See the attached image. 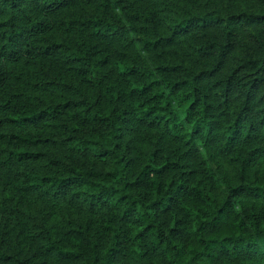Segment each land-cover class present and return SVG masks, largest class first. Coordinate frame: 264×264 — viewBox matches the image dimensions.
Masks as SVG:
<instances>
[{"label": "trees", "instance_id": "trees-1", "mask_svg": "<svg viewBox=\"0 0 264 264\" xmlns=\"http://www.w3.org/2000/svg\"><path fill=\"white\" fill-rule=\"evenodd\" d=\"M0 264H264V0H0Z\"/></svg>", "mask_w": 264, "mask_h": 264}]
</instances>
